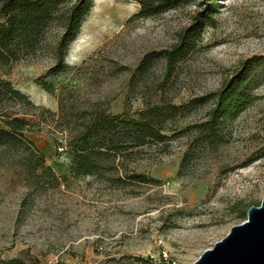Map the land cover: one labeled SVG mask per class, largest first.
Here are the masks:
<instances>
[{
	"label": "rangeland",
	"instance_id": "rangeland-1",
	"mask_svg": "<svg viewBox=\"0 0 264 264\" xmlns=\"http://www.w3.org/2000/svg\"><path fill=\"white\" fill-rule=\"evenodd\" d=\"M203 1L138 18L133 1L93 0L64 71L47 75L56 64L55 26L39 53L12 68L14 87L52 114L61 96L78 116L100 109L136 117L158 104L188 105L168 125L169 136L187 133L167 154L152 146L127 162V173L158 183L119 186L75 179L62 125L43 112L29 117L42 122L16 147H0V264H194L261 205L264 0ZM202 2L213 5V25L168 74L159 54L178 42ZM239 77L246 99L222 127L223 144L195 142L192 128Z\"/></svg>",
	"mask_w": 264,
	"mask_h": 264
},
{
	"label": "trees",
	"instance_id": "trees-1",
	"mask_svg": "<svg viewBox=\"0 0 264 264\" xmlns=\"http://www.w3.org/2000/svg\"><path fill=\"white\" fill-rule=\"evenodd\" d=\"M140 6L138 18H151L165 14L199 0H129ZM203 1V0H202ZM93 0H0V147H16L33 132L29 117L37 118V112L49 114L62 125L67 133L66 148L71 160V174L75 179H95L98 182L127 184H152L158 181L143 174L127 173L126 164L133 161L141 150L156 146L160 153L167 154L170 142L181 131L169 136L168 125L188 110V105L158 104L141 111L136 117L111 115L100 109L84 111L78 116L67 108L65 98L59 99V113L35 106L30 98L17 90L10 81L12 68L25 58L39 53L47 34L57 27L60 35L55 42L53 55L56 64L47 75H57L65 70L64 59L69 45L80 31L85 17L90 12ZM204 2V1H203ZM199 3L200 10L192 24L180 35L178 42L161 55L167 65V73L182 62L194 49L203 30L212 26L213 5ZM207 5L206 7H204ZM246 81L235 78L220 92L216 105L199 126L193 127L197 134L195 142L208 146L223 144V126L235 119L241 103L246 99L240 90ZM206 99L200 102L203 104ZM29 150V149H28ZM188 156V155H187ZM186 159V158H185ZM185 167V160L180 170ZM47 172L55 178L51 169ZM18 262V261H13Z\"/></svg>",
	"mask_w": 264,
	"mask_h": 264
},
{
	"label": "water",
	"instance_id": "water-1",
	"mask_svg": "<svg viewBox=\"0 0 264 264\" xmlns=\"http://www.w3.org/2000/svg\"><path fill=\"white\" fill-rule=\"evenodd\" d=\"M194 264H264V199L252 206L247 220L231 229Z\"/></svg>",
	"mask_w": 264,
	"mask_h": 264
},
{
	"label": "built area",
	"instance_id": "built-area-1",
	"mask_svg": "<svg viewBox=\"0 0 264 264\" xmlns=\"http://www.w3.org/2000/svg\"><path fill=\"white\" fill-rule=\"evenodd\" d=\"M59 151H60V152H64V149H62V148H59Z\"/></svg>",
	"mask_w": 264,
	"mask_h": 264
}]
</instances>
